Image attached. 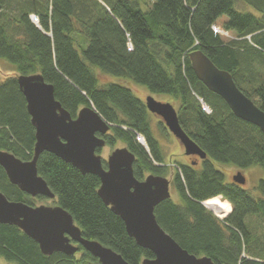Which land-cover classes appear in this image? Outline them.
Returning <instances> with one entry per match:
<instances>
[{
    "label": "trees",
    "instance_id": "obj_1",
    "mask_svg": "<svg viewBox=\"0 0 264 264\" xmlns=\"http://www.w3.org/2000/svg\"><path fill=\"white\" fill-rule=\"evenodd\" d=\"M140 2L0 0V58L15 71L0 81V150L22 160L32 158L35 129L16 78L40 73L71 116L87 105L111 124L106 143L119 140L134 153L138 179L150 173L164 176L167 164L150 112L125 80L144 86L150 94L170 96L178 103L182 128L206 158L199 167L176 162L171 185L178 199L170 197L156 205L158 223L182 248L208 256L215 264H264V236L250 222L256 217L264 224V178L255 197L227 182L215 165L264 168V133L234 115L197 78L188 58L192 50L203 51L264 110V76L257 68H264V0H154L143 8ZM217 25L234 36L224 39L214 28ZM98 74L123 81L102 82ZM158 127L166 130L162 123ZM37 171L83 237L112 248L129 264L153 257L102 201L97 175L82 173L49 151L39 155ZM0 191L9 200L33 205L31 196L9 181L1 165ZM216 196L231 205L223 218L203 204ZM79 251L43 254L19 227L0 223V259L5 263L100 264L82 246Z\"/></svg>",
    "mask_w": 264,
    "mask_h": 264
},
{
    "label": "water",
    "instance_id": "obj_2",
    "mask_svg": "<svg viewBox=\"0 0 264 264\" xmlns=\"http://www.w3.org/2000/svg\"><path fill=\"white\" fill-rule=\"evenodd\" d=\"M188 58L197 78L221 97L234 115L257 125L264 133V110L244 94L229 71L218 68L199 49L190 51ZM16 79L35 129V143L29 160L0 150V165L12 184L32 197L41 195L55 199L37 171L39 155L43 151L52 152L82 173L99 177L97 192L102 201L120 216L127 234L153 254V257H144L140 264H215L208 256H196L182 248L158 223L155 207L171 197V181L167 177L150 173L138 179L133 172L135 155L127 146L114 148L106 159L100 155L111 124L94 107L83 106L73 117L56 100L53 85L46 82L42 74H21ZM144 103L150 113L162 118L164 126L183 145L186 155L206 158V153L182 128L171 102L160 101L149 94ZM232 179L238 185L246 182L241 170ZM0 223L19 227L38 243L43 254L59 251L73 255L82 246L100 264H129L112 248L83 237L72 215L59 204L30 205L9 200L0 191Z\"/></svg>",
    "mask_w": 264,
    "mask_h": 264
},
{
    "label": "rangeland",
    "instance_id": "obj_3",
    "mask_svg": "<svg viewBox=\"0 0 264 264\" xmlns=\"http://www.w3.org/2000/svg\"><path fill=\"white\" fill-rule=\"evenodd\" d=\"M142 3L140 2L142 8L143 7H148L149 5H152L154 0H141ZM219 31L221 35L223 36L224 39H229L234 36L232 32H228L223 30L219 25ZM259 68L260 73L262 76H264V68L263 67H257ZM9 75H15V71L13 68V65L9 63L5 59L0 58V81L4 80L6 76ZM98 77L100 78V81L102 82H122L123 80H120L117 77L109 75H103V74H98ZM111 77V78H110ZM109 80V81H108ZM125 85L128 86L133 93L142 99L143 101L145 100V97L150 94V92L142 85L136 84L131 80H125ZM154 97L160 101H169L171 102L174 107L177 109L178 103L172 99L170 96L164 95V94H153ZM150 123L151 127L153 129V132L156 136V138L159 141L160 147L162 149L163 155H164V162L167 164V171L164 174L165 177H167L170 181L172 179L173 173H174V167L176 162H181V163H191V160H195V165L199 167L201 159L197 156L194 157L193 155H186L184 152V147L180 143V141L166 128L164 132H162L159 127L158 123L164 124L162 121V118L155 114V113H150ZM141 141V137L140 140ZM125 146L123 142L117 140L114 141L112 144H105L99 151L100 155L106 159L108 154L117 147H122ZM216 167L221 170L224 175H225V180L228 181H233L232 176L237 173V171L241 170L243 175L246 178V182L241 185L244 189L249 191L253 196L257 197L259 196L258 191L256 190V186L261 178H264V168L259 166V165H253L251 167L245 168V169H239L234 165H229V164H215ZM147 174V173H146ZM145 174V175H146ZM144 178V177H143ZM170 192H171V197L173 199H178L177 193L173 189V186L170 184ZM221 200H225L221 197H219ZM227 201V200H226ZM46 204V205H54L56 204V200L54 198H43V200L36 202V204L40 205ZM230 204V203H229ZM204 206H206L208 209H210L205 203ZM231 206V205H230ZM216 216L223 218L224 216H219L217 215L212 209H210ZM251 224L256 227L257 231L260 232L264 236V224L261 222L260 219L254 217L251 219ZM264 238V237H263ZM79 256V255H78ZM1 263H5L3 259H0ZM89 264V263H88ZM94 264V263H92Z\"/></svg>",
    "mask_w": 264,
    "mask_h": 264
},
{
    "label": "bare ground",
    "instance_id": "obj_4",
    "mask_svg": "<svg viewBox=\"0 0 264 264\" xmlns=\"http://www.w3.org/2000/svg\"><path fill=\"white\" fill-rule=\"evenodd\" d=\"M204 203L219 216H225L231 210L229 202L226 200H221L218 196L210 198Z\"/></svg>",
    "mask_w": 264,
    "mask_h": 264
},
{
    "label": "flooded vegetation",
    "instance_id": "obj_5",
    "mask_svg": "<svg viewBox=\"0 0 264 264\" xmlns=\"http://www.w3.org/2000/svg\"><path fill=\"white\" fill-rule=\"evenodd\" d=\"M145 101V100H144ZM194 156V155H193ZM194 157H196V156H194ZM107 158V157H106ZM191 162L193 163V164H195V162H197V161H195L194 159L193 160H191ZM41 195H37V196H34V197H32L31 196V198L33 199V205H38V204H36V202H39V201H41V200H43V198H45L44 196H42V197H40ZM47 198V197H46ZM40 204H42V203H40ZM79 249H80V247H79ZM79 249H78V251L76 252V253H78V254H80L81 252L79 251ZM75 253V254H76Z\"/></svg>",
    "mask_w": 264,
    "mask_h": 264
},
{
    "label": "built area",
    "instance_id": "obj_6",
    "mask_svg": "<svg viewBox=\"0 0 264 264\" xmlns=\"http://www.w3.org/2000/svg\"><path fill=\"white\" fill-rule=\"evenodd\" d=\"M214 28H215L217 31H219V27L215 26ZM219 32H220V31H219Z\"/></svg>",
    "mask_w": 264,
    "mask_h": 264
}]
</instances>
